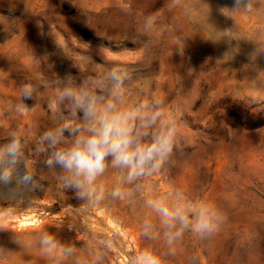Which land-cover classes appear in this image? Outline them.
Here are the masks:
<instances>
[{
    "label": "rangeland",
    "instance_id": "rangeland-1",
    "mask_svg": "<svg viewBox=\"0 0 264 264\" xmlns=\"http://www.w3.org/2000/svg\"><path fill=\"white\" fill-rule=\"evenodd\" d=\"M172 2L0 0V145L17 133L24 154L17 174L29 171L34 181L22 186L24 201H0V210L14 209L0 222V264H52L38 245L42 231L76 249L61 264H91L98 255L102 264H130L146 246L165 264H264V0H253L251 12L231 11L234 0ZM149 16L155 25L147 33ZM224 31L245 40L211 41ZM113 67L127 69L128 107L147 99L146 86L165 100L181 151L132 184L121 183L126 170L109 163L98 181L105 199L88 207L58 186L60 169L44 165L50 150L38 152V140L49 127L83 121L57 99L66 76L80 85ZM25 83L39 95L20 111ZM99 94L109 99L107 89ZM114 188L123 199L111 200ZM152 199L182 203L193 218L214 203L225 219L210 237L189 225L168 245L146 203ZM146 222L154 225L151 239L139 231Z\"/></svg>",
    "mask_w": 264,
    "mask_h": 264
},
{
    "label": "clouds",
    "instance_id": "clouds-1",
    "mask_svg": "<svg viewBox=\"0 0 264 264\" xmlns=\"http://www.w3.org/2000/svg\"><path fill=\"white\" fill-rule=\"evenodd\" d=\"M181 0H173L172 7L179 5ZM221 9V12H223ZM253 0H234L233 12H251ZM150 33L154 30L155 18L146 17ZM229 31V30H228ZM223 33L219 41L227 37L228 42L245 40L239 35ZM248 40V39H247ZM258 52V48H257ZM227 55V54H226ZM124 67H113L104 77L93 76L77 85L71 76H66L57 90L60 103L67 102L71 114L83 113V121L79 123L65 122L46 129L38 140L37 151L48 152L44 160L49 170L56 167L58 186L63 190H72L77 199L91 207L105 199V186L99 183L109 167L126 170L121 175V183L132 184L138 178L152 175L167 165L179 146V129L174 116L166 110L165 100L156 96L149 87L142 94L147 97L137 104L128 107L125 104ZM107 89L109 99L99 93ZM39 95V89L25 83L20 86V103L18 110L25 111L24 100ZM124 107H120V105ZM65 131L71 136L67 143ZM21 139L15 132L9 133L8 142L0 145V201H24L22 186L34 183L29 171L24 176L17 174V165L23 158ZM109 196L112 201L123 199L121 189L114 188ZM147 205L160 217V224L166 229L164 235L168 245L182 238L184 230L191 225L192 231L201 238L212 236L218 231L225 219L214 203H205L195 218L187 207L179 202L169 203L163 199L148 200ZM14 209L5 207L0 210V222L11 217ZM179 225V227H177ZM154 225L144 223L139 229L143 238L151 239ZM39 248L41 253L50 258L52 264H61L76 253L71 245H65L48 231L40 232ZM36 235L30 243L34 242ZM104 255L96 256L91 264H102ZM76 264H88L77 260ZM130 264H165L163 256L151 247H144L133 255Z\"/></svg>",
    "mask_w": 264,
    "mask_h": 264
}]
</instances>
